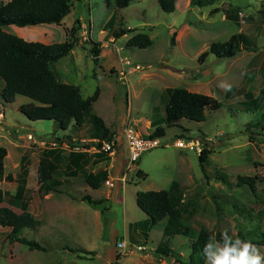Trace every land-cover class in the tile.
<instances>
[{
	"label": "rangeland",
	"instance_id": "1",
	"mask_svg": "<svg viewBox=\"0 0 264 264\" xmlns=\"http://www.w3.org/2000/svg\"><path fill=\"white\" fill-rule=\"evenodd\" d=\"M227 11H238L239 21L230 19ZM112 18L113 25H109ZM77 20L81 30L74 50L52 68L61 83L79 87L84 98L98 91L92 113L103 119L118 142L112 176L115 185L108 187L105 178L100 189L92 191L85 176L72 177L67 170L71 150L66 146L92 147L96 152L93 144L99 139H95L91 124L80 132L72 127L64 131L55 121L33 124L20 112L23 105L31 104L29 98L17 96L14 103L0 98V150L7 151L0 180V188L6 193L4 206L20 214L23 204L28 203V211L36 214L39 225L26 229L23 237L47 249L31 251L11 244V229L0 227V264H182L188 261L191 245L202 231L210 233L215 242L217 235L224 240L250 241L264 255V0H214L205 7H192L191 0H177L173 13L164 12L159 0H132L121 10L114 0H76L74 13L60 26H11L7 32L28 42L62 44L71 40L68 33ZM122 30L128 34L115 39L113 33ZM240 33L253 42L251 51L244 49L232 58L210 53L204 63L199 62L213 44H224ZM137 34L148 35L153 45L146 49L129 47L128 41ZM93 43L99 46L97 59L91 54ZM122 60H129L135 68L125 81L117 73ZM169 88L211 96L221 108L207 111L204 122L181 119L177 126L168 128L164 121L165 91ZM2 90L0 80V93ZM251 98L256 109L248 111ZM151 122L164 127L166 135L130 168L124 129L131 124L148 139L155 131ZM181 135L202 144L208 141L206 163L201 164L196 151L176 147ZM50 143L55 144L54 149L61 147L62 155L57 178L63 186L55 192L41 189L37 175ZM108 153L96 155L97 160L90 165L89 173L98 175L99 180L110 166L103 162L108 161ZM24 157H28L30 175L22 189L17 180ZM139 170L147 175L145 179L138 177ZM241 177L256 179V190L239 185ZM176 185L194 212L187 220L191 234L171 239L175 256L162 259L153 251L163 240L166 221L155 226L148 237L138 230L132 233L129 226L148 219L137 205L138 193L170 191ZM19 190L21 200L11 203L10 197ZM85 196L103 203L90 207L83 201ZM122 241L145 251L133 247L123 255L118 248Z\"/></svg>",
	"mask_w": 264,
	"mask_h": 264
},
{
	"label": "trees",
	"instance_id": "2",
	"mask_svg": "<svg viewBox=\"0 0 264 264\" xmlns=\"http://www.w3.org/2000/svg\"><path fill=\"white\" fill-rule=\"evenodd\" d=\"M117 9H126L131 5L132 0H114ZM214 0H191L192 7H205L212 4ZM76 0H11L8 3H0V80L3 83V90L0 98L6 103H14L17 96H24L31 100V104L23 105L20 112L24 114L31 123L39 121H55L60 129L67 131L70 127L75 132H80L85 126L91 124L94 128L96 138L101 141L115 142V148L118 142L114 140L111 130L107 127L103 119L94 115L92 112L94 104L98 101V91L94 96L84 98L81 89L75 85L63 84L59 81L54 72L53 64L67 57L76 46L77 33L81 30L79 20L75 22L68 35L71 40L62 44L45 45L39 42H28L17 35L7 32L11 26L17 28L38 27V26H60L63 21L72 15L75 10ZM177 0H159V5L166 13L176 11ZM228 17L234 21H239V12H226ZM114 18L108 22L113 25ZM128 32L122 30L114 32L115 39H121ZM91 50L92 57L97 59L100 55L99 46L93 43ZM153 45V41L146 34H137L128 41L129 47L146 49ZM244 49L250 51L253 49V42L243 34H235L224 44H213L210 51L203 53L199 59L204 63L210 53L218 58H232L238 55ZM111 73L116 74L115 70ZM118 73V72H117ZM167 103L165 106V125L168 128L178 125L179 120L187 119L190 121L204 122L207 111H216L221 108V104L211 96L194 93L181 88H169L165 91ZM251 97V96H250ZM263 99L260 100L262 103ZM247 110L256 109L253 99H248ZM264 120V113L262 114ZM152 128L155 129L148 139L157 140L165 137L166 130L157 123L152 122ZM263 128V126H262ZM184 135L177 139H182ZM73 140V139H72ZM189 140V139H188ZM95 149L98 154L104 153L102 144L96 143ZM208 141L204 143V149L201 153L200 162H207L209 151ZM76 146L71 149L69 164L67 170L72 177L85 176L87 185L99 190L101 180L107 177V174H101L99 180L97 176L92 175L85 167L80 166L81 159L90 153L91 148H81ZM76 149H79L78 151ZM85 151V152H84ZM6 150H0V180L4 177V158ZM21 174L18 177V186L25 188L30 175L28 157L23 158ZM62 163L61 151L47 150L43 152L37 175L38 183L41 189L48 192H55L63 186V182L57 178V172ZM75 169V170H74ZM138 177L145 179L147 175L141 170L137 173ZM12 180V177H8ZM239 185H248L254 191L256 190V179L241 177ZM23 193L20 190L15 196L10 197L11 203L19 202ZM6 193L0 188V227L11 229L8 241L11 244H21L31 251L47 252V249L37 241H30L23 237L26 229H36L39 225L38 220L28 211V203H24L22 213H17L11 208L4 206ZM84 202L90 205L98 206L103 203L90 196L83 198ZM137 205L147 215L146 221H140L129 226L130 231L135 233L137 230L145 237L159 223L166 221L163 230V240L153 251L159 258H168L175 256L171 247V239L176 237H188L191 234V228L188 219L194 212L186 206L182 190L176 186L170 191H148L137 194ZM13 206V205H12ZM16 206V205H15ZM17 207V206H16ZM149 238L146 239V241ZM213 236L202 231L197 240L191 245V254L188 261L182 264H207L204 255V247ZM219 244L224 243L220 235L216 236ZM264 245V240L262 242ZM78 253L77 250H71ZM145 251V250H144Z\"/></svg>",
	"mask_w": 264,
	"mask_h": 264
},
{
	"label": "built area",
	"instance_id": "3",
	"mask_svg": "<svg viewBox=\"0 0 264 264\" xmlns=\"http://www.w3.org/2000/svg\"><path fill=\"white\" fill-rule=\"evenodd\" d=\"M121 62H122V69H121V71L118 72V74L120 76V80L125 81L128 74L133 73V70L135 68L133 67V64L129 60H124V61L122 60ZM124 130H125V132L123 134H124V136L128 142V146H129L130 153H131V167L130 168H132V165H134V163L137 162V160L140 158V156L144 152L151 150L156 146L157 141L151 140V139H145L136 130L135 127L131 126V124L130 125L128 124ZM97 143L102 144L101 150L103 152H109L108 154L114 153L115 142L109 143V141L106 140V141H101V142L98 141ZM175 145L179 149L196 151L197 153H199V155H201V153L203 152V149H204V144H202L200 142V140L190 141V140H186V139H177L175 141ZM54 146H55V144H52L53 148H54ZM57 148H58V146H57ZM76 150L78 151L79 149H76ZM115 181H116L115 179H109L106 181V185L108 187L112 188L115 185ZM123 181L125 182L124 179H123ZM133 247L136 250H140V251L145 250L144 247L129 244L127 241H122L118 245L119 251H121V253L123 255L126 254L125 252H127V254L130 253L131 249Z\"/></svg>",
	"mask_w": 264,
	"mask_h": 264
},
{
	"label": "clouds",
	"instance_id": "4",
	"mask_svg": "<svg viewBox=\"0 0 264 264\" xmlns=\"http://www.w3.org/2000/svg\"><path fill=\"white\" fill-rule=\"evenodd\" d=\"M49 149L58 150L61 147L54 149L50 143ZM204 255L207 264H262L264 262V255L260 254L256 245L241 239L232 241L227 237L222 245L210 240L204 247Z\"/></svg>",
	"mask_w": 264,
	"mask_h": 264
},
{
	"label": "crops",
	"instance_id": "5",
	"mask_svg": "<svg viewBox=\"0 0 264 264\" xmlns=\"http://www.w3.org/2000/svg\"><path fill=\"white\" fill-rule=\"evenodd\" d=\"M151 124H152V122H151ZM73 141H74V139H73ZM66 147H68V146H66ZM49 149V148H48ZM118 151V150H117ZM86 154V156L84 157V159H81V161H80V163H79V165L80 166H83V167H85L86 168V170H88L89 172H91V170H90V165L92 164V163H94L96 160H97V156L96 155H100V154H96L95 152H94V149H91L90 150V153H84V155ZM95 155V156H94ZM108 157H107V159H108V161H103V162H105L104 164L105 165H107V164H109L110 163V166H107L104 170H103V173L104 174H107V180H109V179H114V177H112L113 176V172H114V170H115V167H116V163H117V160H116V158H117V153H113V154H109V155H107ZM110 156V157H109ZM70 157V156H69ZM103 160V159H102ZM101 160V161H102ZM102 162V163H103ZM68 164H69V160H68ZM75 170V169H74ZM97 177H98V175H97ZM106 180V181H107ZM116 180V179H115ZM87 187H89V186H87ZM90 188V187H89ZM92 191H96V190H94V189H92V188H90ZM98 191V190H97ZM110 191V190H109ZM109 194L110 193H107V198H109ZM93 199H95V198H93ZM48 200V199H47ZM97 200V199H96ZM107 200V199H106ZM87 203V202H86ZM90 205V204H89ZM91 206H94V205H90V207ZM33 216H35L36 214L34 213H32L31 211H29ZM148 218V217H147ZM62 219V218H61ZM147 220V219H146ZM145 220V221H146ZM144 221V220H143ZM135 223H137V222H135ZM131 224H134V223H131ZM130 224V225H131ZM151 233V232H150Z\"/></svg>",
	"mask_w": 264,
	"mask_h": 264
}]
</instances>
